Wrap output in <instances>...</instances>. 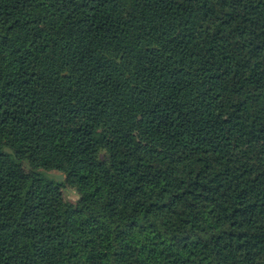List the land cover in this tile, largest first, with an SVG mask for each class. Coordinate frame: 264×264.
<instances>
[{
  "label": "trees",
  "instance_id": "obj_1",
  "mask_svg": "<svg viewBox=\"0 0 264 264\" xmlns=\"http://www.w3.org/2000/svg\"><path fill=\"white\" fill-rule=\"evenodd\" d=\"M0 264H264V0H0Z\"/></svg>",
  "mask_w": 264,
  "mask_h": 264
},
{
  "label": "rangeland",
  "instance_id": "obj_2",
  "mask_svg": "<svg viewBox=\"0 0 264 264\" xmlns=\"http://www.w3.org/2000/svg\"><path fill=\"white\" fill-rule=\"evenodd\" d=\"M44 171L47 172L48 176L53 179L62 181L65 178L64 174L58 170L49 169V170H44ZM63 191H64L65 197L69 201L75 202L78 199V193L75 188L67 185L65 188H63Z\"/></svg>",
  "mask_w": 264,
  "mask_h": 264
}]
</instances>
